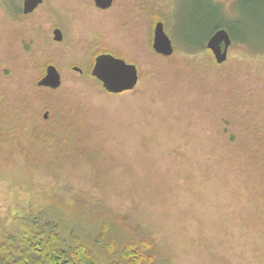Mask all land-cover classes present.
<instances>
[{
	"label": "rangeland",
	"instance_id": "374dc122",
	"mask_svg": "<svg viewBox=\"0 0 264 264\" xmlns=\"http://www.w3.org/2000/svg\"><path fill=\"white\" fill-rule=\"evenodd\" d=\"M251 2L44 0L24 16L0 0V242L54 211L82 237L126 225L163 264H264V41L233 43L224 64L183 45L210 34L214 6L237 32L264 28ZM158 22L171 57L153 49ZM101 54L135 65L137 87L106 92ZM49 65L58 90L37 85Z\"/></svg>",
	"mask_w": 264,
	"mask_h": 264
},
{
	"label": "trees",
	"instance_id": "16d2710c",
	"mask_svg": "<svg viewBox=\"0 0 264 264\" xmlns=\"http://www.w3.org/2000/svg\"><path fill=\"white\" fill-rule=\"evenodd\" d=\"M256 3L248 4L253 5L247 8L252 10L251 13L243 12L244 17H253L255 23V15L258 14L256 12L264 11V4ZM214 7L212 14L216 15L218 20L212 23L214 27L210 34L202 31L200 25L194 28L195 37L183 43L185 50L190 53L209 52L214 58L206 48V43L215 31L222 28L229 32L233 43L248 44L257 50L252 42L254 39L264 41V28L247 27L237 32L230 24L225 23L220 6ZM259 17L264 18L263 15ZM234 21L239 24L243 22L242 19L239 20L238 13ZM201 38L205 40L201 41ZM262 50L263 47L257 51ZM60 218V213L53 211L49 214L48 211H42L32 216L25 229L17 234L5 236L0 242V264H163L158 259L154 242L149 238L137 236L135 231L126 225L113 224L106 217L108 219L95 224L100 227V234L99 229H96L98 234L82 237L77 232L78 227L69 228ZM116 235H120L122 241H118Z\"/></svg>",
	"mask_w": 264,
	"mask_h": 264
},
{
	"label": "water",
	"instance_id": "95a60500",
	"mask_svg": "<svg viewBox=\"0 0 264 264\" xmlns=\"http://www.w3.org/2000/svg\"><path fill=\"white\" fill-rule=\"evenodd\" d=\"M95 7L100 10H107L114 0H93ZM43 0H24L23 12L30 14ZM63 36L59 30L55 31V40L60 42ZM232 45V38L226 29H218L208 39L206 48L210 50L218 64H224L228 59V51ZM154 51L163 57H171L175 53V47L171 38L165 31L164 24L158 22L154 29L153 39ZM75 71L82 73L79 68ZM91 75L97 79L106 92L110 94H122L134 90L139 83V72L135 65L128 64L123 59L115 58L111 54H101L96 57L91 71ZM62 80L58 69L54 65L46 68V75L38 81L37 85L51 90H58ZM48 112L44 114V119H48Z\"/></svg>",
	"mask_w": 264,
	"mask_h": 264
},
{
	"label": "flooded vegetation",
	"instance_id": "af4514ba",
	"mask_svg": "<svg viewBox=\"0 0 264 264\" xmlns=\"http://www.w3.org/2000/svg\"><path fill=\"white\" fill-rule=\"evenodd\" d=\"M44 3V0H43V2H42V4ZM42 4H40L39 6H41ZM23 5H24V0H23ZM39 6L33 11V12H31L30 14H24V12H23V7H22V14L24 15V16H31L32 14L34 15L35 14V12L37 11V9L39 8ZM157 24V23H156ZM156 26V25H155ZM165 27V26H164ZM56 30H59L61 33H62V29L61 28H59V27H55L54 28V30H53V35H54V40H55V31ZM62 36H63V34H62ZM63 39V38H62ZM56 41V40H55ZM62 41V40H61ZM231 47V46H230ZM230 49V48H229ZM228 56H229V51H228Z\"/></svg>",
	"mask_w": 264,
	"mask_h": 264
}]
</instances>
